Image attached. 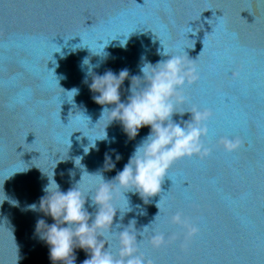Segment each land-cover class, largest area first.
Wrapping results in <instances>:
<instances>
[{
  "label": "water",
  "instance_id": "obj_1",
  "mask_svg": "<svg viewBox=\"0 0 264 264\" xmlns=\"http://www.w3.org/2000/svg\"><path fill=\"white\" fill-rule=\"evenodd\" d=\"M82 42L101 54L78 47ZM184 47L200 71L186 92L213 110L212 144L236 135L242 146L232 154L217 146L207 159L178 161L149 204L127 194L133 211L123 220L117 212L114 226L134 218L142 230L154 221L163 194L161 207L166 202L173 211L183 209L201 231L186 250L182 236L153 250L147 245L151 231L146 233L141 250L152 264H264V0H0V186L16 201L0 204V264H51L34 226L39 218L53 221L25 210L44 195L45 174L53 171L66 191L82 175L73 158L81 157L84 169L95 173L105 153L115 160L114 149L121 160L102 172L110 180L149 132L142 127L129 140L114 121L106 128L108 140L85 153L88 137L103 135L102 107L112 105L92 100L82 60L98 65L92 68L98 75L125 68L130 76L141 75V56L155 64L169 58L158 54L163 48ZM128 87L126 79L122 102ZM72 89L78 93L68 100ZM77 113L84 117L71 119ZM88 184L85 176L82 185ZM164 216L158 224L170 233ZM75 256V264L88 258L80 249Z\"/></svg>",
  "mask_w": 264,
  "mask_h": 264
},
{
  "label": "clouds",
  "instance_id": "obj_2",
  "mask_svg": "<svg viewBox=\"0 0 264 264\" xmlns=\"http://www.w3.org/2000/svg\"><path fill=\"white\" fill-rule=\"evenodd\" d=\"M82 46L87 45L82 42L78 47ZM185 48L187 47L183 51H168L163 48V52L158 54L169 58L155 64L141 56V75L130 76L126 68L118 73L107 70L98 75L92 71L98 65H89L87 58L82 60V68L88 65L83 83L93 93L92 100L101 106L112 105L111 108L102 107L99 120L107 121L103 135L92 138L86 136L90 144L84 149L85 153L89 148H95L96 141L108 140L106 128L114 121L119 122L129 140L135 139L142 127H148L149 132L135 146L123 168L110 180L106 181L102 172L114 170L116 163L121 160L114 149L111 151L115 160L105 153L102 168L95 173L84 169L81 157L73 158L74 166L82 170V175L66 191L60 189L53 171L50 177L45 174L48 182L42 188L44 195L39 198L38 203L27 205L25 210L43 213L53 221L48 224L39 218L34 226V234L48 247L51 264H75L76 249L88 254L82 264H152L141 250L144 235L149 231L151 234L147 245L153 250L167 247L181 236V249L186 250L199 236L200 224L183 209L176 208L173 211L166 202L161 207L163 194L156 204L159 211L154 221L142 230L136 228L134 218L126 226H114L117 212L119 219L123 220L125 214L133 211L127 194L137 195L145 205L149 204L152 197L161 194L165 177L171 179L169 173L178 161L207 159L217 146L227 154L237 152L242 146L241 138L236 135L223 136L216 145L212 144L209 124L214 118L213 110L193 102L186 92L200 80V71L196 60L188 57ZM58 49L55 52H60V48ZM88 76H91L90 83ZM126 79L129 80L126 90L128 95L122 102L121 89ZM77 93L78 89H72L65 94L68 100L69 96L72 100ZM186 113L190 115L184 120ZM77 115L82 114L77 113L71 119H75ZM174 116L180 119L174 120ZM111 142H114V138ZM69 175H73L71 170ZM85 176L89 178L87 187L82 185ZM0 197L3 198L0 204L5 200L16 204V201L5 194L2 186ZM136 207L139 208V205ZM88 208H93L94 211L89 212ZM161 213H165L163 223L174 229L170 233L158 224ZM151 225L156 227L150 230ZM138 236L141 239L138 240Z\"/></svg>",
  "mask_w": 264,
  "mask_h": 264
}]
</instances>
